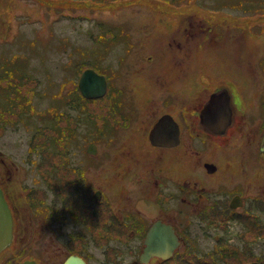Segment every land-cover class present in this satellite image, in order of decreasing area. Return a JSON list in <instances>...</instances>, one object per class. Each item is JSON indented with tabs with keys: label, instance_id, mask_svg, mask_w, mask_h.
Wrapping results in <instances>:
<instances>
[{
	"label": "flooded vegetation",
	"instance_id": "obj_1",
	"mask_svg": "<svg viewBox=\"0 0 264 264\" xmlns=\"http://www.w3.org/2000/svg\"><path fill=\"white\" fill-rule=\"evenodd\" d=\"M250 28L243 27L244 38ZM210 30L202 26L186 37L195 41ZM100 55H91L93 62L76 77L69 60L44 111L51 123L32 125L29 142L42 129L50 130L44 135L52 158L46 170L35 164L36 175L29 182L23 171L30 166L9 159L0 147V193L9 214V230L0 232V264H68L70 258L71 264H194L191 257L199 256L205 264H264V91L254 127L244 92L239 89L237 96L226 82L207 86L191 100L192 95L177 100L169 91L160 104H140L143 96L137 88L127 91L113 82L111 71L95 64ZM87 68L104 76L105 88L84 92L79 78ZM31 87L6 92L2 83L0 131L8 129V117L2 115L6 106L21 107L20 98L32 100ZM137 131L142 141L133 140L136 134L124 139L145 154L144 169L130 177L128 167L134 193L113 190L109 176L121 177L127 166L112 148ZM178 155L184 159L177 161L175 172L166 158ZM131 157L141 167L138 155ZM159 158L163 165H155ZM95 169L101 170L98 181ZM92 217L100 221L99 230L93 229ZM155 224L170 225L176 235L165 256L160 250L166 240L151 242ZM178 256L190 259L174 263Z\"/></svg>",
	"mask_w": 264,
	"mask_h": 264
},
{
	"label": "rangeland",
	"instance_id": "obj_2",
	"mask_svg": "<svg viewBox=\"0 0 264 264\" xmlns=\"http://www.w3.org/2000/svg\"><path fill=\"white\" fill-rule=\"evenodd\" d=\"M202 26L209 27L210 32L195 41L186 37ZM244 26H251L247 38L243 37ZM263 27L264 0H0V89L2 83L6 92L18 88L28 92L32 86L28 94L32 100L18 99L24 111L22 105L9 104L2 112L8 117V129L0 131V147L9 152V159L30 166L27 168L31 170L23 171L29 182L36 175L35 164L46 170L52 158L44 135L49 136L50 130L42 129L41 136L29 142L32 125L51 123L44 111L53 102L57 83L65 78L69 60L72 58L76 77L93 62L91 55L99 52L102 58L95 64L111 71L113 82L117 81L127 91L137 88L135 92L143 96L140 104H160L169 91L177 100L192 95L188 98L191 100L207 86H222L226 82L237 96L239 89L244 92L254 127L263 104ZM101 31L107 34L106 38L100 41L92 37ZM130 41L135 45H129ZM78 49L89 54L78 57L81 56ZM74 51H77L75 56ZM34 75L38 78L33 86ZM96 106L99 104L95 102L94 113L99 110ZM29 112L27 122L24 117ZM12 124L18 126L11 127ZM129 134L138 136L133 139L136 142L142 141L140 131L129 132L112 148L127 168L121 169L125 180L110 175L108 184L113 190L134 193L127 175L129 170L131 177L136 169L138 172L144 169L145 154L139 152L136 144L124 139ZM42 141L45 146L41 145ZM136 154L141 167L131 159ZM182 159L180 155L167 157L166 162L171 170L178 172L177 161ZM159 164L163 165L160 158L155 161V165ZM100 171L94 170L97 181ZM92 220L93 229L99 230L98 218ZM177 258L182 262L190 259L178 256L174 263ZM191 258L194 264H205L200 256Z\"/></svg>",
	"mask_w": 264,
	"mask_h": 264
},
{
	"label": "water",
	"instance_id": "obj_3",
	"mask_svg": "<svg viewBox=\"0 0 264 264\" xmlns=\"http://www.w3.org/2000/svg\"><path fill=\"white\" fill-rule=\"evenodd\" d=\"M98 79V84H94V81ZM89 85V83H91ZM105 78L103 75L97 74L93 69L87 68L85 69L79 78V86L84 90V92H88L90 88H96L97 90L105 88ZM92 92V91H90ZM262 150L264 151V136H263V142H262ZM0 232L7 233L9 230V214L7 211H5L4 208V200L0 193ZM3 210V211H2ZM5 237L1 238V240H4ZM158 238H163L166 240V244L161 247V253H163V256H165L166 253H170L171 249L176 244V235L173 231V228L170 225H160L155 224L151 227V242L154 240H157ZM146 242H148L146 240ZM149 243V242H148ZM147 247L145 249V252L142 254L143 257H146L149 249ZM73 263V259L70 258L68 260V264Z\"/></svg>",
	"mask_w": 264,
	"mask_h": 264
},
{
	"label": "trees",
	"instance_id": "obj_4",
	"mask_svg": "<svg viewBox=\"0 0 264 264\" xmlns=\"http://www.w3.org/2000/svg\"><path fill=\"white\" fill-rule=\"evenodd\" d=\"M86 4H88V2H86ZM70 16V15H69ZM106 35L107 34H104L103 33V31H101L100 33H96V34H94L92 37H94V39H96V40H102V39H104V38H106ZM79 52H81V53H84V54H89V52L88 51H86V50H83V51H79ZM100 56H102V55H100ZM80 60H77V63L79 62ZM76 63V62H75Z\"/></svg>",
	"mask_w": 264,
	"mask_h": 264
}]
</instances>
